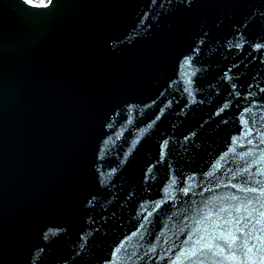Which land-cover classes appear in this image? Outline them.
<instances>
[{"label":"water","instance_id":"95a60500","mask_svg":"<svg viewBox=\"0 0 264 264\" xmlns=\"http://www.w3.org/2000/svg\"><path fill=\"white\" fill-rule=\"evenodd\" d=\"M0 264H264V0H0Z\"/></svg>","mask_w":264,"mask_h":264},{"label":"built area","instance_id":"2783aa9c","mask_svg":"<svg viewBox=\"0 0 264 264\" xmlns=\"http://www.w3.org/2000/svg\"><path fill=\"white\" fill-rule=\"evenodd\" d=\"M35 2H39V3H42V2H46L47 0H34Z\"/></svg>","mask_w":264,"mask_h":264}]
</instances>
